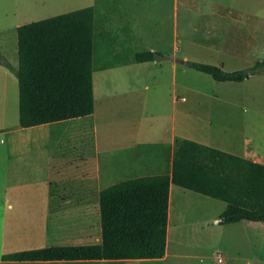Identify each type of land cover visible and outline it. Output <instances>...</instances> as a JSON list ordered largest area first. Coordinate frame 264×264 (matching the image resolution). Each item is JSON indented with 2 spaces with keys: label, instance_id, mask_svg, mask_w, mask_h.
Here are the masks:
<instances>
[{
  "label": "rangeland",
  "instance_id": "obj_1",
  "mask_svg": "<svg viewBox=\"0 0 264 264\" xmlns=\"http://www.w3.org/2000/svg\"><path fill=\"white\" fill-rule=\"evenodd\" d=\"M114 1L116 6L114 24L121 27L125 20H133L135 40H139L137 43L141 48L161 50L166 55L178 59L185 56L190 61L220 65L225 71L242 69L264 59V0H240L243 10L235 11L233 14L229 13L228 7L232 2L226 0L225 4L228 6L218 9L225 12L223 18L221 14L215 13L204 16L185 13L188 10L184 7L179 8L175 17L171 0H144L145 4L139 8L140 13H137L136 0ZM94 2L95 0H0L2 44L0 48L5 52L7 59L5 60L13 68L17 67L16 27L92 6ZM99 2L100 5L104 3L103 0ZM201 6L203 9V5ZM203 17H206L209 23L213 22L216 26L221 24L223 27L222 36L215 35V32L211 35L206 34L207 31L203 30V44L207 36L208 38L220 36L218 40L223 44L227 42L228 45L194 46L190 45L186 38L181 45L174 48L142 45V41L149 43L152 41L154 35L152 27L161 29L163 33L169 35L173 20H177L178 32L183 34L193 23L204 25ZM237 36L240 37L239 42L242 45L235 46ZM9 75L6 83V115L9 122L17 123V80L13 74ZM93 78V114L31 130V141H25L26 149L32 152L46 150L49 153L47 156L51 157L53 162L60 161V156L56 152L60 151L62 146L65 184L71 181L73 173L77 175L76 172L82 179L86 178L83 185L91 188L102 186L106 182L116 183L134 178L138 176L137 174L146 172L145 166L133 163L135 166L132 167L123 159V142L132 129L134 134L136 129L139 133L138 139L142 140L156 137V134L166 127L167 113L171 110V93L174 89L176 101H181L184 97L188 101L187 124L191 130L199 132L204 130L211 136L221 134L222 137L217 135L216 140L226 144L237 141L235 132L251 134L254 145L264 150V77L251 78L242 83L216 82L210 76L182 64L158 60L154 64L130 63L97 71L93 73L92 80ZM251 114L254 116H250ZM208 120L211 121L210 127L206 125ZM88 122L92 124L94 130L93 135L98 147L95 151H85L81 145L72 144L68 140L74 125ZM37 159L43 160L40 157L35 158ZM44 173V167L37 165L33 175L39 181ZM51 190L58 194L53 186ZM65 191L62 192L65 194ZM36 192L33 197H38L45 190ZM188 195L190 196L185 200L173 199L174 206L179 207L178 210L175 209L178 224H181L175 230L170 229L172 243L169 244V253L170 257L175 254L173 264H264V233L260 234L264 223L240 221L232 226L224 224L215 226L213 219L216 216L218 219L225 203L207 196H198L196 192ZM195 200L200 204V208L199 210L194 208L195 215L192 219H195L193 222L203 221L206 227L203 234H199L193 228H185L184 221H180L184 220V213L187 212L181 208L195 203ZM87 210L86 218L81 217L78 222L66 223L68 227L73 226L74 229L76 226L82 236H88L87 239L81 238L78 244H94L100 239L99 214L95 201L90 203ZM186 231L196 232L192 240L184 235ZM191 241L193 243H190ZM184 242H187L186 245H182ZM43 243L42 239L41 244ZM47 244L52 243L48 240Z\"/></svg>",
  "mask_w": 264,
  "mask_h": 264
},
{
  "label": "trees",
  "instance_id": "obj_2",
  "mask_svg": "<svg viewBox=\"0 0 264 264\" xmlns=\"http://www.w3.org/2000/svg\"><path fill=\"white\" fill-rule=\"evenodd\" d=\"M16 27L18 64H0L16 78L23 128L93 113L92 74L130 63L173 58L138 46L134 21L114 24V0ZM176 63L216 82H243L264 73V59L234 71L190 60ZM220 200L218 224L264 222V165L176 137L170 174L139 176L99 192L100 243L47 246L1 256L2 261L160 259L167 244L170 185Z\"/></svg>",
  "mask_w": 264,
  "mask_h": 264
},
{
  "label": "crops",
  "instance_id": "obj_3",
  "mask_svg": "<svg viewBox=\"0 0 264 264\" xmlns=\"http://www.w3.org/2000/svg\"><path fill=\"white\" fill-rule=\"evenodd\" d=\"M225 1L226 0H171V3L175 17L179 8L184 7L188 10L185 11V13L188 12L190 14L199 15L203 14V16L215 13L221 14V18H223V14H225V12L218 9H223L228 6L225 4ZM231 2V5L228 6L230 7L229 13L233 14L235 11L240 12L243 10V5L240 4V0H231ZM143 4H145L144 0H136L137 13H140L139 8L142 7ZM201 5H203V9H201ZM205 18L206 17H203L204 25L198 22L193 23L192 26L187 27L188 31H185L183 34H180L178 32L179 29L177 27V20H173L169 35L163 33V30L161 29L152 27V29L154 30V35L151 38L152 41L150 43L142 41V45L146 46L150 44L152 46L156 45L160 47L166 46L174 48L179 44L181 45L182 41L185 38V40H188L187 42L190 45L194 46L198 45L203 47V45H228L227 42H224L223 44L222 41L218 40V37L223 35L222 25L219 24V26H216L215 23H209V21H207ZM203 30L207 31L206 34L209 33L211 35L212 32H215V35L219 34L220 36L215 38H208L207 36L204 39L205 44H203ZM142 37L144 38V35ZM235 39L238 40L234 43L235 46L242 45V43L239 42L240 37L237 36L235 37ZM207 41L209 42L206 43ZM137 42H139V40H137ZM1 46L2 44H0V47ZM149 49L155 50L154 48ZM0 55L4 59H6L5 52L2 51L1 48ZM172 58L173 62H175L174 59H178L176 57ZM165 60L168 59H164L162 61ZM181 60L189 59L184 56ZM156 62L157 61L144 63L154 64ZM9 74L12 73L0 64V137H6L5 139L0 138V264H173L175 254L170 257L169 253V244L172 243L170 229L175 230L181 225L178 224V216L176 213V209L178 210L179 207L174 206L173 199L175 200L179 198L185 200L187 196H190L188 194H192L193 192L174 184L170 185L169 191L167 244L166 253L163 258L77 261L1 260V256L4 254L35 249L33 247L38 246L39 248L40 245H44L45 247L85 245L78 244V241H80L81 238L87 239L88 236H82L77 230L78 228L76 226L74 229L73 226L68 227L66 223L76 221L78 222L81 217L86 218L88 211L87 209L89 208L90 203H94L95 201L98 208L97 201L100 190L113 184L112 182H106L102 186L91 188L87 185H83L86 182V178L82 179L78 172H76L77 175H74L73 173L71 181L65 184V167H63L65 165L64 150L62 146L60 147V151L56 152V154L60 156V161L55 162L51 161V157L47 156L49 155V153L46 150L32 152L30 149H26L27 142L31 141V130L44 128V126H54L55 124H57V122L32 126L28 128L21 127L18 122H9V118L7 119L8 115H6V83L10 76ZM256 77L263 78L264 73L251 76L247 80ZM174 83L175 80H173V85L175 87ZM93 84L94 78L92 80V85ZM175 94L176 89H174L171 93V110H169V113H167L166 127H164L161 132L157 133L156 137L152 136L148 139L146 138L140 140L138 139L139 133H137L136 129V134L133 133L132 129L130 133L126 135V141H124L122 145V150L124 151L123 159H125L129 166L133 167L135 166L133 163H136L138 165L146 167V172L137 174V177L156 174H170L172 151L174 140L176 137L190 139L198 143L264 165V150H261L254 145L253 137L251 134L245 135V133L242 134L241 132H235L238 137L237 141L233 144H226L224 142H218L216 140V137H218L217 135L221 136V134H217L216 136L212 134L211 136L209 134H206L204 130L203 132H199V130H191L187 124V119L189 117V105L187 104L188 101L185 97L184 99L181 98V101H176ZM250 116L254 115L251 114ZM74 119L78 118L69 120ZM206 125H211V121L208 120L206 122ZM72 129L73 132L70 134V138L68 139L72 142V144L81 145L83 150L85 151H95L98 148L95 143V136L93 135V126L92 124H90V122L86 124L74 125V128ZM133 137H135V139H133ZM60 139L62 140V136ZM36 157H40V159L43 158V160H35ZM37 165H39V167L43 166L45 170L44 176L39 181L37 180L36 176L33 175L35 167ZM84 175L86 176V173ZM52 186L57 190V195L53 192V190H51ZM43 189L45 190V192L40 194L38 193V197L32 196L34 192L37 193L36 191H40ZM62 191H65V194ZM200 195L201 194H199L198 196ZM181 210L183 209L181 208ZM190 220L191 222L185 217L184 220L181 219L180 221H184L185 228H193L195 231L199 232V234H203V230L206 228L203 225V221L200 220V222H193L192 219ZM216 220L217 216L213 219V222L215 223V226L219 227L220 225ZM240 221L245 220L239 219L224 225L232 226L233 224ZM262 226L263 228L262 230H260V234L264 233V225ZM192 232L188 233V231H186L184 235L192 240L193 236L196 235V232H193V234H191ZM42 239L44 241L43 244H41ZM48 240L52 244H47ZM99 243L100 239L94 244ZM184 243L185 244L182 245H186L187 242ZM190 243L193 242L191 241Z\"/></svg>",
  "mask_w": 264,
  "mask_h": 264
},
{
  "label": "bare ground",
  "instance_id": "obj_4",
  "mask_svg": "<svg viewBox=\"0 0 264 264\" xmlns=\"http://www.w3.org/2000/svg\"><path fill=\"white\" fill-rule=\"evenodd\" d=\"M16 1V0H15ZM25 3V2H24ZM17 4V3H16ZM118 162V161H117ZM115 166V165H114ZM116 166H118V163H117V165ZM123 167V166H122ZM123 170V169H122ZM196 201V200H195ZM201 201V200H200ZM191 208V209H190ZM194 208H197V210H199L198 208H200V204L199 203H197V201L195 202V203H190L189 204V206H186L185 208L183 207L182 209V211H184V210H186L187 212H185L184 214H185V217H186V219L187 220H189L190 222H191V220L190 219H192L193 218V216L195 215L194 214ZM204 209V208H203ZM196 210V209H195ZM202 211V210H201ZM200 211V212H201ZM188 214H190V215H188ZM201 216V215H200ZM192 221H194L193 219H192ZM187 223V222H186Z\"/></svg>",
  "mask_w": 264,
  "mask_h": 264
},
{
  "label": "built area",
  "instance_id": "obj_5",
  "mask_svg": "<svg viewBox=\"0 0 264 264\" xmlns=\"http://www.w3.org/2000/svg\"><path fill=\"white\" fill-rule=\"evenodd\" d=\"M182 99H184V98H182ZM218 261H220V258H218Z\"/></svg>",
  "mask_w": 264,
  "mask_h": 264
}]
</instances>
